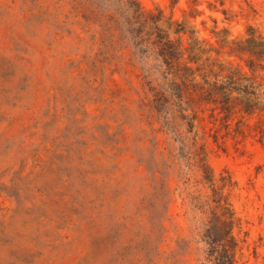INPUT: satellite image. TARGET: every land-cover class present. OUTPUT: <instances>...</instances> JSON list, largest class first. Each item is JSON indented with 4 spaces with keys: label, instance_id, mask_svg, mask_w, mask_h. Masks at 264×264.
Segmentation results:
<instances>
[{
    "label": "rangeland",
    "instance_id": "obj_1",
    "mask_svg": "<svg viewBox=\"0 0 264 264\" xmlns=\"http://www.w3.org/2000/svg\"><path fill=\"white\" fill-rule=\"evenodd\" d=\"M200 1L203 35L216 19L236 40L248 26L264 37V0ZM138 2L165 15L176 3L180 20L188 9L187 0ZM67 11L65 0H0V264H213L202 236L209 210L187 197L212 191L185 159L170 173L169 214L150 205V110L137 90L145 75L159 77V59L127 50L104 88L88 85L80 63L90 36ZM217 127L205 111L194 134L211 172L232 184L236 264H264V142Z\"/></svg>",
    "mask_w": 264,
    "mask_h": 264
},
{
    "label": "trees",
    "instance_id": "obj_2",
    "mask_svg": "<svg viewBox=\"0 0 264 264\" xmlns=\"http://www.w3.org/2000/svg\"><path fill=\"white\" fill-rule=\"evenodd\" d=\"M65 2V18L90 36L91 49L82 57L85 67L80 63L88 85L104 88L103 82L113 74L111 61L122 59L127 50L133 59L150 51L159 59L163 67L159 77L145 75L137 90L141 105L150 110V174L155 189L150 205L169 214L173 197L170 173L185 159L199 176L197 182L212 191L205 199L187 193L194 208L204 205L209 210L202 233L207 258L213 264H236L238 242L234 230L240 223L224 192L232 184L211 172L194 128L200 113L208 111L209 117L218 122V133L235 138L257 137L264 142V37L248 26L244 37L236 40L228 27L216 26V19L214 28L209 29L210 36L203 35L196 23L203 14L200 0H187L182 20L174 16L176 3L169 5L171 12L165 15L160 8L144 11L138 0ZM208 7L216 9L210 3ZM216 11L230 21L227 10ZM201 23L204 25V21ZM188 133L193 136L188 137ZM171 140L182 145L180 153L175 152ZM161 219L162 215L154 221L155 228H164Z\"/></svg>",
    "mask_w": 264,
    "mask_h": 264
}]
</instances>
